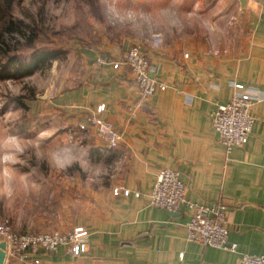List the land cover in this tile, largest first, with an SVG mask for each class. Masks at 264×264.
Returning <instances> with one entry per match:
<instances>
[{"label":"crops","instance_id":"1","mask_svg":"<svg viewBox=\"0 0 264 264\" xmlns=\"http://www.w3.org/2000/svg\"><path fill=\"white\" fill-rule=\"evenodd\" d=\"M212 1L237 25L223 40L216 28L167 41L133 40L165 85L146 98L127 68L96 64L98 55L123 58L128 46H78L85 72L68 89V134L98 147L95 159L106 171L96 185L68 188L59 206L68 214L55 227L85 229V252L75 256L65 245L38 250L37 264H234L242 254L264 255V0ZM233 84L260 100L247 142L226 152L211 114L231 98ZM92 115L121 134L115 148L106 149L86 122ZM162 168L178 171L189 200L225 207L227 244L234 250L187 240L185 206L168 212L149 204L147 193ZM114 187L130 193L115 195ZM4 264L31 263L7 250Z\"/></svg>","mask_w":264,"mask_h":264},{"label":"rangeland","instance_id":"2","mask_svg":"<svg viewBox=\"0 0 264 264\" xmlns=\"http://www.w3.org/2000/svg\"><path fill=\"white\" fill-rule=\"evenodd\" d=\"M95 1L88 6L86 1L71 0L74 19L71 23H61L57 26L52 23L54 18L46 13V0H29L30 4L39 5L35 11H32L30 7H23V0H11L9 12L14 18L29 22L33 17H37V14L39 15V25L43 33L38 34L39 42L37 44L39 46L36 48H48L56 53L55 58L37 65L27 74L19 72L12 76L0 77V103L3 104V107H0V112L12 107L23 109L25 114L23 122L12 128V131H18L26 136H34L40 130L51 128L54 129V132L48 140L54 142H59L64 135H69L68 98H66L68 89L77 86L81 82V75L85 72L83 63L78 57V46L91 47L88 45L93 43L95 48L102 43L105 44V47L115 43L119 46H128V49L135 45L134 39L167 41L175 37H186L193 30L210 32L209 29L199 28H185L183 31L177 32L149 27L136 30L107 27L100 30L89 21V17L101 18L99 0ZM65 2L67 3V0ZM125 2L145 11L158 4L167 3H172L179 9L187 11L194 4L199 3L201 15L209 21L211 28H216L217 36L215 37L222 40L225 38L226 29L237 27L235 18L231 17L232 14H221V7L213 8L215 2L212 0H125ZM77 23H80L81 26L75 31L76 34L68 39V28ZM27 54L28 51H24L23 56L25 57ZM105 55L107 54L105 53ZM105 58L112 59L108 56ZM24 61L28 63L27 58ZM97 65L105 66L100 63ZM18 85L21 87V93L13 96L11 90ZM78 136L79 133L72 138L78 141V148L84 154V159L90 165H97L95 156L99 152L98 147L82 143L81 137ZM29 163L36 168L37 172L33 179H36L42 188L37 194H29L18 199V205L22 209L18 216L3 211V202L0 201V223L7 222L16 233L66 229L55 227V225L59 218L62 219L65 214H68L66 211L59 210L61 200L68 196V188H74L81 181L88 185H96L97 181L89 182L87 180L89 172L78 163H74L61 172L50 168L43 161L38 163L29 161ZM75 175L83 176V179H76L73 177Z\"/></svg>","mask_w":264,"mask_h":264},{"label":"built area","instance_id":"3","mask_svg":"<svg viewBox=\"0 0 264 264\" xmlns=\"http://www.w3.org/2000/svg\"><path fill=\"white\" fill-rule=\"evenodd\" d=\"M96 63L110 65L113 68H128L133 83L141 96L146 98L158 89H164V83L158 82L152 75V68L141 52L139 46H130L123 58L108 59L98 55ZM235 88L231 98L219 104L211 114L212 125L217 132L220 144L226 152L234 146H242L248 140L254 117L252 109L260 100L257 93L249 92L241 84H233ZM104 105L97 106L96 111L103 109ZM103 142L106 149H113L118 145L121 134L109 123L96 116L87 118ZM85 122V123H86ZM79 129L86 128L84 123ZM113 194L129 195V190L114 187ZM135 197L140 194L133 193ZM151 206L168 212L176 211L181 205L185 206L188 214L186 222V239L202 246H213L219 249L234 250L235 245L228 246V226L224 218L225 207L222 204L210 205L189 200L185 193V184L175 169L162 168L158 171L156 180L147 193ZM88 232L82 227L73 229L39 231L34 233H16L7 222L0 223V240H4L7 250L20 261H29L37 264L38 260L32 256L38 250L52 251L60 245H65L73 255L85 252V242ZM234 264H264V255L242 254Z\"/></svg>","mask_w":264,"mask_h":264},{"label":"clouds","instance_id":"4","mask_svg":"<svg viewBox=\"0 0 264 264\" xmlns=\"http://www.w3.org/2000/svg\"><path fill=\"white\" fill-rule=\"evenodd\" d=\"M99 5L101 18L89 17V21L100 30L107 27L132 30L149 27L179 32L185 28H211L209 21L200 13L199 3L187 11L172 3L158 4L147 11L129 5L125 0H99ZM22 6L35 11L39 5L23 0ZM45 10L48 16L54 18L52 23L57 26L61 23H71L74 19L71 0H67V3L65 0H46ZM11 93L13 96L19 95L21 87L18 85L12 88ZM0 107H3L2 103ZM24 115L21 108L9 107L0 112V201L3 202V211L17 216L22 211L18 199L37 194L42 188V185L33 179L37 170L29 161H43L57 172L78 163L89 172V182L98 181L106 171L101 165H90L84 159V154L78 148V141L71 135H64L59 142H54L48 140L54 132L51 128L40 130L34 136L12 131V128L23 122Z\"/></svg>","mask_w":264,"mask_h":264},{"label":"trees","instance_id":"5","mask_svg":"<svg viewBox=\"0 0 264 264\" xmlns=\"http://www.w3.org/2000/svg\"><path fill=\"white\" fill-rule=\"evenodd\" d=\"M92 5L95 0H83ZM11 0H0V77L15 73L27 74L37 65L55 58V51L48 48H36L39 45L38 34L43 33L39 25L40 18L33 17L29 22L14 18L9 12ZM87 19V18H86ZM85 19V20H86ZM80 23L68 28V39L76 34ZM81 31V30H79ZM95 43V42H94ZM93 43L91 46L93 47ZM83 46V45H82ZM87 47V46H86ZM28 51L27 56H23ZM28 59V63L24 60ZM22 103V102H21ZM81 130V129H80Z\"/></svg>","mask_w":264,"mask_h":264},{"label":"water","instance_id":"6","mask_svg":"<svg viewBox=\"0 0 264 264\" xmlns=\"http://www.w3.org/2000/svg\"><path fill=\"white\" fill-rule=\"evenodd\" d=\"M7 254V247L4 240H0V264H4Z\"/></svg>","mask_w":264,"mask_h":264}]
</instances>
